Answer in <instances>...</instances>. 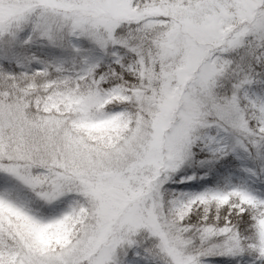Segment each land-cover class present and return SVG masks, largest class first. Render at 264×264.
<instances>
[{
  "label": "snow or ice",
  "instance_id": "6c2138e0",
  "mask_svg": "<svg viewBox=\"0 0 264 264\" xmlns=\"http://www.w3.org/2000/svg\"><path fill=\"white\" fill-rule=\"evenodd\" d=\"M0 264H264V0H0Z\"/></svg>",
  "mask_w": 264,
  "mask_h": 264
}]
</instances>
